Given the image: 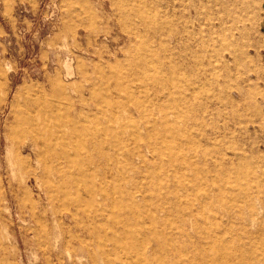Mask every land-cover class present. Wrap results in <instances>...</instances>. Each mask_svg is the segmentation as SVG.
I'll use <instances>...</instances> for the list:
<instances>
[{"label": "rangeland", "instance_id": "374dc122", "mask_svg": "<svg viewBox=\"0 0 264 264\" xmlns=\"http://www.w3.org/2000/svg\"><path fill=\"white\" fill-rule=\"evenodd\" d=\"M263 259L264 0H0V264Z\"/></svg>", "mask_w": 264, "mask_h": 264}, {"label": "bare ground", "instance_id": "6f19581e", "mask_svg": "<svg viewBox=\"0 0 264 264\" xmlns=\"http://www.w3.org/2000/svg\"><path fill=\"white\" fill-rule=\"evenodd\" d=\"M165 132H166V131H165ZM176 137H177V135H176ZM166 145H167V144H166ZM188 166H189V165H188ZM183 167H184V166H183ZM186 168H187V167H186ZM171 176H172V175H171ZM100 177H101V176H100ZM97 180H99V179H97ZM94 183H95V182H94ZM202 183H203V182H202ZM82 184H83V183H82ZM178 184H179V183H178ZM191 187H192V186H191ZM191 187H190V188H191ZM87 188H88V187H87ZM89 189H90V188H89ZM141 193H142V192H141ZM141 193H140V194H141ZM104 194H105V193H104ZM126 196H127V195H126ZM143 196H144V195H143ZM129 197H131V196H129ZM135 197H136V196H135ZM133 198H134V197H133ZM146 198H147V197H146ZM128 199H129V198H128ZM136 199H137V198H136ZM143 199H144V198H143ZM134 200H135V199H134ZM145 200H146V199H145ZM125 201H126V200H125ZM136 201H137V200H136ZM120 202H121V201H120ZM132 205H133V203H132ZM128 206H130V205H128ZM128 206H126V207H128ZM122 207H123V206H122ZM137 207H138V206H137ZM129 208H130V207H129ZM139 208H140V207H139ZM141 208H143V207H141ZM122 209H123V208H122ZM130 209H131V208H130ZM132 210H133V209H132ZM125 211H126V210H125ZM99 212H100V211H99ZM133 213H134V210H133ZM136 213H139V212H136ZM121 214H122V213H121ZM153 216H155V215H153ZM135 217H136V216H135ZM137 217H138V216H137ZM137 217H136V219H137ZM144 217H145V216H144ZM156 217H159V216H156ZM142 218H143V217H142ZM161 218H163V217H161ZM134 219H135V218H134ZM153 219H154V218H153ZM155 219H156V218H155ZM158 219H159V218H158ZM125 220H126V218H125ZM128 220H129V219H128ZM148 220H149V219H148ZM162 220H163V219H162ZM123 221H124V220H123ZM138 221L140 222V219H139ZM141 221H142V220H141ZM128 222H129V221H128ZM149 222H150V221H149ZM151 222L153 223V225L156 224V222H155V224H154L153 221H151ZM191 222H192V221H191ZM126 223H127V222H126ZM129 223H130V225H131V222H129ZM136 223H137V222H136ZM126 225H128V224H126ZM126 225H124V223H123V226L126 227ZM153 225L151 224V226H153ZM131 226H132V225H131ZM162 226H163V225H162ZM137 227H138V225H137ZM137 227H136V228H137ZM149 227H150V226H149ZM159 227H160V226H159ZM159 227H158V228H159ZM191 227H192V224H191ZM143 229H144V228H143ZM153 229H154V227H153ZM182 229H183V228H182ZM192 229H193V228H192ZM150 230H151V229H150ZM163 230H164V229H163ZM135 231H136V230H135ZM142 231H143V230H142ZM148 231H149V229H148ZM151 231H153V230H151ZM124 232H125V231H124ZM138 232L140 233V229H138ZM138 232H137V234L139 235ZM164 232H165V231H164ZM127 233H128V232H127ZM146 233H147V230H146ZM150 233H151V232H150ZM152 233H153V232H152ZM183 233H184V231H183ZM186 233H187V232H186ZM144 234H145V233H144ZM181 234H182V233H181ZM126 235H128V234H126ZM145 235H146V234H145ZM166 235H167V234H166ZM129 236H130V235H129ZM135 236H136V235H135ZM141 236H142V235H141ZM141 236H140V237H141ZM143 236H144V235H143ZM143 236H142V237H143ZM181 236H182V235H181ZM145 237H146V236H145ZM145 237H144V238H145ZM155 237H156V235H155ZM135 238H137V237H135ZM135 238L132 237V239H134V240H135ZM167 238H168V237H167ZM138 239H139V237H138ZM145 239H146V238H145ZM145 239H144V240H145ZM156 239H157V238H156ZM164 239L166 240V238H164ZM168 239H169V238H168ZM127 240H128V239H127ZM130 240H131V239H130ZM139 240L141 241V239H139ZM157 240H158V239H157ZM131 241H132V240H131ZM163 241H164V240H163ZM135 242H136V240H135ZM146 242H148V241L146 240ZM164 242H165V241H164ZM138 243H140V242H138ZM141 243H142V244H141V245H142L141 247H143V241H141ZM153 243H154V242H153ZM157 243H158V242H157ZM159 243H160V242H159ZM133 244H134V242H133ZM145 244H146V243H145ZM145 244H144V245H145ZM147 244H148V243H147ZM164 245H166V242H165ZM164 245H163V246H164ZM148 246H149V245H148ZM156 246H157V245H156ZM145 247H146V246H145ZM149 247H150V246H149ZM152 247H153V246H152ZM164 247H165V246H164ZM164 247H163V248H164ZM166 247H167V246H166ZM135 248H136V245H135ZM141 249L144 251L145 248H144V249L141 248ZM168 249H169V248H168ZM164 250H165V249H164ZM164 250H163V251H164ZM143 251H142V252H143ZM154 251H155V250H154ZM159 251H160V250H159ZM168 251H169V250H168ZM142 252H141V253H142ZM150 252H151V251H149V253H150ZM152 252H153V251H152ZM155 252H156V251H155ZM164 252H166V251H164ZM141 253H140V254H141ZM156 253H159V252H156ZM138 254H139V252H138ZM151 254H152V253H151ZM135 255H136V254H135ZM155 255H157V254H155ZM162 255H163V254H162ZM165 255H166V254H165ZM165 255L162 256V257H165ZM145 256H146V255H145ZM145 256H144V257H145ZM139 257H140V256H139ZM151 257H152V255H151ZM149 258H150V257H149ZM130 259H131V256H130ZM150 259H151V258H150ZM152 259H153V257H152ZM155 259H157V258H155ZM164 259H165V258H164ZM136 260H137V259H136ZM143 260H146V259L143 258ZM263 260H264V259H263ZM140 261H141V260H140ZM149 262H150V261H149ZM161 262H162V261H161ZM165 262H166V261H165ZM262 262H263V261H262ZM134 263H135V261H134ZM147 263H148V262H147ZM177 263H178V262H177ZM148 264H149V263H148ZM175 264H176V263H175Z\"/></svg>", "mask_w": 264, "mask_h": 264}]
</instances>
